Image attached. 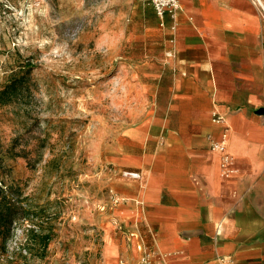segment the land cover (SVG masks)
Wrapping results in <instances>:
<instances>
[{
	"label": "rangeland",
	"instance_id": "rangeland-1",
	"mask_svg": "<svg viewBox=\"0 0 264 264\" xmlns=\"http://www.w3.org/2000/svg\"><path fill=\"white\" fill-rule=\"evenodd\" d=\"M151 7L0 0V206L9 195L18 211L0 264H106V243L128 234L112 218L141 149L134 67Z\"/></svg>",
	"mask_w": 264,
	"mask_h": 264
},
{
	"label": "crops",
	"instance_id": "crops-1",
	"mask_svg": "<svg viewBox=\"0 0 264 264\" xmlns=\"http://www.w3.org/2000/svg\"><path fill=\"white\" fill-rule=\"evenodd\" d=\"M180 4L164 20L151 4L143 30L141 149L123 160L112 218L128 236L118 231L104 259L136 264L151 251L159 264H264V0ZM222 138L230 177L211 149Z\"/></svg>",
	"mask_w": 264,
	"mask_h": 264
},
{
	"label": "built area",
	"instance_id": "built-area-1",
	"mask_svg": "<svg viewBox=\"0 0 264 264\" xmlns=\"http://www.w3.org/2000/svg\"><path fill=\"white\" fill-rule=\"evenodd\" d=\"M157 16L164 20L167 15L174 17L175 13L180 9V0H150ZM263 15L264 5L261 4ZM211 149L220 155V168L224 177H230L235 169L234 157L229 152L226 140L224 138L216 140L212 143ZM132 177H140L138 173H129ZM136 264H159L151 251H145Z\"/></svg>",
	"mask_w": 264,
	"mask_h": 264
},
{
	"label": "trees",
	"instance_id": "trees-1",
	"mask_svg": "<svg viewBox=\"0 0 264 264\" xmlns=\"http://www.w3.org/2000/svg\"><path fill=\"white\" fill-rule=\"evenodd\" d=\"M0 189V193H1ZM9 195H4L2 198L3 207L0 206V238L1 245H5V242L12 235L13 224L18 220V211L16 206L11 205Z\"/></svg>",
	"mask_w": 264,
	"mask_h": 264
}]
</instances>
